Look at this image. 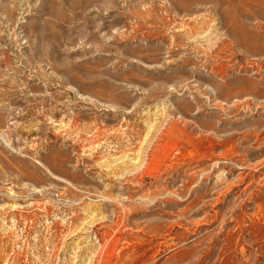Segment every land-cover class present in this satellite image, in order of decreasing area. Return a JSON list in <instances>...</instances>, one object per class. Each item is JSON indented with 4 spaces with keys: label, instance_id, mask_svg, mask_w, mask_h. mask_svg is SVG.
Segmentation results:
<instances>
[{
    "label": "rangeland",
    "instance_id": "1",
    "mask_svg": "<svg viewBox=\"0 0 264 264\" xmlns=\"http://www.w3.org/2000/svg\"><path fill=\"white\" fill-rule=\"evenodd\" d=\"M0 264H264V0H0Z\"/></svg>",
    "mask_w": 264,
    "mask_h": 264
},
{
    "label": "bare ground",
    "instance_id": "2",
    "mask_svg": "<svg viewBox=\"0 0 264 264\" xmlns=\"http://www.w3.org/2000/svg\"><path fill=\"white\" fill-rule=\"evenodd\" d=\"M105 251V250H104ZM105 255V254H104Z\"/></svg>",
    "mask_w": 264,
    "mask_h": 264
}]
</instances>
